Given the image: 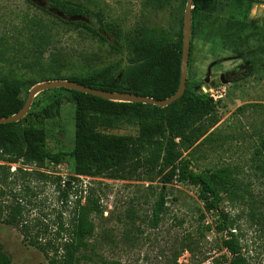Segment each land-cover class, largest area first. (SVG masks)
<instances>
[{
    "label": "rangeland",
    "instance_id": "374dc122",
    "mask_svg": "<svg viewBox=\"0 0 264 264\" xmlns=\"http://www.w3.org/2000/svg\"><path fill=\"white\" fill-rule=\"evenodd\" d=\"M84 3L118 24L133 37L139 31L166 33L171 38L182 28L185 0H74ZM45 5L44 0H33ZM35 20H41L49 42L42 57L34 59L23 45ZM244 21L264 30V3L226 1L209 19L202 16L191 30L192 52L188 86L197 93H212L215 116L204 120L200 135L190 134L182 159L195 172L211 173L227 169L235 180V193L220 192V207L233 223L241 254L248 264H264V60L250 72L251 58L235 55L218 31L225 21ZM192 23V18H191ZM193 33V35H192ZM17 38L21 42L17 43ZM259 36L246 44L248 53L263 45ZM7 45L0 61V85L12 84L27 97L34 86L57 78L99 75L105 67L121 61L108 44L76 30L30 6L25 0H0V46ZM17 48H22L20 53ZM251 56V54H249ZM252 57V56H251ZM8 59L12 64L5 62ZM261 59V58H260ZM13 61V62H12ZM20 61V62H17ZM22 62V63H21ZM241 66V68H240ZM235 73L227 83L216 82L220 75ZM104 82L112 76L100 75ZM56 81V80H55ZM60 99L56 108L54 101ZM23 125H41L46 144L53 152L70 151L74 141V104L64 90L51 89L37 94ZM44 110L50 116L44 114ZM137 118L115 120L103 133L136 135ZM1 157V156H0ZM128 163L113 174L76 176L73 161L54 166L9 163L0 158V206L20 201L23 223L34 236L48 225L52 234L63 224L61 241L67 239L73 215L80 207H94L88 219L93 232L78 254V264H229L230 254L222 247L216 222L204 211L197 190L181 183L162 184L155 161ZM43 174V176H41ZM70 185L66 200L60 198L63 184ZM164 190V212L157 227L152 226V207ZM101 212V213H100ZM3 216V217H4ZM60 241V240H59ZM58 241V242H59ZM0 249L10 264H48L43 253L24 242L18 228L0 221Z\"/></svg>",
    "mask_w": 264,
    "mask_h": 264
},
{
    "label": "trees",
    "instance_id": "16d2710c",
    "mask_svg": "<svg viewBox=\"0 0 264 264\" xmlns=\"http://www.w3.org/2000/svg\"><path fill=\"white\" fill-rule=\"evenodd\" d=\"M30 6L51 16L60 23L83 30L100 42L108 44L114 54L121 56L126 63V70L120 68L121 61L103 68L99 75L73 77L67 79L90 87L112 93H129L139 96L163 100L172 96L179 85L180 60L182 53V28L177 36L171 38L166 33L155 31H139L135 37L124 32L113 21L108 20L101 11H95L84 3L74 0H44L45 5H39L33 0H25ZM226 1L237 3H264L253 0H193L192 23L198 16L209 19ZM186 3V0H185ZM32 29L25 39L26 50L34 59L43 56L49 42L41 20H35ZM219 35L239 58H251L250 72H254L264 60V30L258 26H250L244 21H225L219 28ZM193 35V33H192ZM259 36L263 42L257 50L260 58H256L254 51L248 53L246 44L250 38ZM192 38V36H191ZM17 43L21 42L19 38ZM7 45L0 46V61H3ZM22 48H17L20 53ZM192 42L190 40V57ZM251 54V56L249 55ZM6 63L12 64L8 59ZM13 62V61H12ZM20 62V61H17ZM22 63V62H21ZM46 81L63 80L53 73ZM112 76L108 81H100L98 76ZM70 94L74 104V143L70 151L53 152L46 144V131L41 125L29 124L24 126L25 117L16 122L0 125V156L9 163L20 160L25 163L43 164L48 162L58 166L73 161V171L76 176L96 177L121 171L134 161L146 159L145 162L155 161L158 165V175L162 184L174 182L188 184L197 190L198 199L203 203L205 213L211 214L216 222L215 230L222 235V247L230 254L229 264H248L241 254L239 240L232 232L233 223L228 213L220 207L222 197L220 192L234 194L236 183L227 169H219L211 173L195 172L182 159L181 148L184 143L192 144L190 140L194 131L203 134L199 125L204 120L215 116V105L208 93H197L186 86L184 94L167 107L159 108L152 105L108 101L88 94L60 89ZM27 97H21L18 87L12 84L0 85V118H7L16 114L23 106ZM60 99L54 101L57 108ZM46 116H50L44 110ZM137 118L138 132L136 135H113L103 133L115 120L127 116ZM264 151V139L260 152ZM0 157V158H1ZM43 176V174H41ZM70 185L63 184L60 198L66 200ZM164 190L158 194L152 207V226L157 227L161 214L164 212ZM8 210L3 215L0 206V221L6 225L19 229L23 240L28 245L43 253L48 264H78L79 252L86 248L87 238L93 232V225L88 216L97 209L90 206L80 207L76 211L68 228L67 239L61 241L63 224L52 234L48 225L38 229L32 236L31 228L23 223L24 206L20 201L5 206ZM101 213V212H100ZM4 216V217H3ZM60 240V241H59ZM59 241V242H58ZM0 264H10L0 249Z\"/></svg>",
    "mask_w": 264,
    "mask_h": 264
},
{
    "label": "water",
    "instance_id": "95a60500",
    "mask_svg": "<svg viewBox=\"0 0 264 264\" xmlns=\"http://www.w3.org/2000/svg\"><path fill=\"white\" fill-rule=\"evenodd\" d=\"M192 1L193 0H186L185 3V10L182 21V53L180 60L179 85L176 92L172 96L158 101L152 98L129 94V93H112V92L92 89L90 87H85L83 85H80L72 81L56 80V81L43 82L30 89L22 108L16 114L7 118H0V125L8 124V123H16L22 120L29 111L34 97L45 90H51V89H66V90L88 94L108 101L152 105L159 108L167 107L176 100L180 99L185 91L187 73H188V61H189L190 40H191V18H192V9H193ZM253 1L264 2V0H253ZM222 76L223 75H220V77ZM223 83H227V82L224 81Z\"/></svg>",
    "mask_w": 264,
    "mask_h": 264
},
{
    "label": "flooded vegetation",
    "instance_id": "af4514ba",
    "mask_svg": "<svg viewBox=\"0 0 264 264\" xmlns=\"http://www.w3.org/2000/svg\"><path fill=\"white\" fill-rule=\"evenodd\" d=\"M245 65H249V63H245ZM251 67V66H250ZM240 68H241V66H240ZM234 75H235V73L233 72V73H230V74H224L222 77H218V78H216V82H224V81H226V82H228V81H230V80H232V79H234Z\"/></svg>",
    "mask_w": 264,
    "mask_h": 264
},
{
    "label": "built area",
    "instance_id": "2783aa9c",
    "mask_svg": "<svg viewBox=\"0 0 264 264\" xmlns=\"http://www.w3.org/2000/svg\"><path fill=\"white\" fill-rule=\"evenodd\" d=\"M209 95H210V97L215 98V96L212 93H210Z\"/></svg>",
    "mask_w": 264,
    "mask_h": 264
}]
</instances>
